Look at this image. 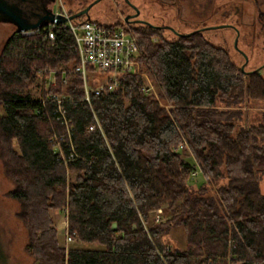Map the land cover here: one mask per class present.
Returning a JSON list of instances; mask_svg holds the SVG:
<instances>
[{
	"label": "trees",
	"instance_id": "1",
	"mask_svg": "<svg viewBox=\"0 0 264 264\" xmlns=\"http://www.w3.org/2000/svg\"><path fill=\"white\" fill-rule=\"evenodd\" d=\"M256 21L264 34V10ZM113 25L135 37L161 104L131 72L87 104L61 26L56 48L11 34L0 51V162L12 184L6 195L20 205L25 251L34 264H264V115L240 123L242 104L264 101L261 73L241 71L199 30L167 39L162 28ZM48 94L70 99L78 158L65 165L50 142L62 133L53 105L40 104ZM92 114L102 133L86 132ZM193 171L202 179L196 190ZM203 184L215 188L205 194ZM63 209L67 248L52 216ZM171 227L182 248L166 241Z\"/></svg>",
	"mask_w": 264,
	"mask_h": 264
},
{
	"label": "rangeland",
	"instance_id": "2",
	"mask_svg": "<svg viewBox=\"0 0 264 264\" xmlns=\"http://www.w3.org/2000/svg\"><path fill=\"white\" fill-rule=\"evenodd\" d=\"M92 1L94 0H54V8L61 6L71 14ZM133 7L138 10V15L134 18L151 25L163 26L162 35L167 39L173 38L174 34L164 26L178 33L203 29L201 30L203 37L210 44L226 49L229 58L239 69L242 66L244 71H252L259 67L257 71L264 78V66H262L264 64V34L256 21L257 12L264 10V0H127V2L99 0L90 7L86 16L87 19L100 24L119 22L132 25L133 23H124L123 17L132 14ZM86 16L78 19H85ZM220 25L226 26L209 29V27ZM14 30L11 24L0 21V51L7 38L14 34ZM139 74L144 81V87L148 88V93L161 104L162 102L156 96V87L148 76L142 69ZM106 76L104 73L98 76V80L102 82ZM88 82L91 84L94 81ZM240 108L242 112L240 123L256 125L261 122L264 115V101L248 100ZM220 183L221 181H218L217 185ZM200 184H202L201 178L193 176L190 179L191 190L198 189L197 186ZM11 187L12 184L4 175L0 162V264H34L32 257L25 251L27 230L16 216L20 205L6 195ZM202 187H205V194H210L215 185L203 184ZM259 190L264 193V178L259 183ZM65 212V209L52 212V216L57 229L58 242L67 248L73 242L71 239L66 240ZM165 237L169 245L183 247L184 239L179 228H169Z\"/></svg>",
	"mask_w": 264,
	"mask_h": 264
},
{
	"label": "built area",
	"instance_id": "3",
	"mask_svg": "<svg viewBox=\"0 0 264 264\" xmlns=\"http://www.w3.org/2000/svg\"><path fill=\"white\" fill-rule=\"evenodd\" d=\"M55 15L67 17L69 14L61 6L52 8ZM58 26L67 30L74 42V52L77 59V66L74 69L81 79L83 100L89 104V95H98L103 91H109L118 84V79L123 73L139 74L140 66L137 60L138 48L135 37L132 33L118 25L100 24L89 19L66 20L63 23L53 21L44 26H39L32 30L14 33L18 37L36 38V42L56 48L55 30ZM87 67L91 69L88 70ZM51 72V71H50ZM107 76L101 82L98 76ZM90 74V76H87ZM93 74V75H92ZM52 75V72L50 73ZM89 80L94 82L89 84ZM53 85V81H49ZM143 92H148L144 87ZM70 99L59 94H48L40 99V104L45 106L47 103L53 105L51 114L54 120L62 127V133L54 135L50 142L53 144L54 152L59 160L65 165L78 158L75 146L71 140L73 126L70 118L66 114L65 104ZM93 124L89 125L86 132L98 131L100 125L92 114ZM196 171L191 172L195 176ZM69 241L70 237L66 236Z\"/></svg>",
	"mask_w": 264,
	"mask_h": 264
},
{
	"label": "water",
	"instance_id": "4",
	"mask_svg": "<svg viewBox=\"0 0 264 264\" xmlns=\"http://www.w3.org/2000/svg\"><path fill=\"white\" fill-rule=\"evenodd\" d=\"M98 1L99 0H94L84 8L69 14L67 17H64L61 15H55L52 12V8L48 4L53 3L54 0H0V21L11 24L15 28L14 33H19L21 31L32 30L39 26H44L53 21H56L57 23H63L66 20H73L84 15L86 16V13L90 7ZM124 1L127 2V0ZM133 9L134 12L132 14L123 17L124 23H140L155 28H163V26L151 25L148 22L142 20L130 21V18H134L138 15V10H136L134 7ZM85 19H87V16ZM225 26L226 25L209 27V29L223 28ZM164 28L170 30L176 36H187L196 31L178 33L168 26H164ZM201 30L203 29H200L199 31ZM245 60L246 58L244 56V62ZM262 66H264V64H262ZM258 69L259 67L249 72H255ZM240 70L243 71L242 66H240Z\"/></svg>",
	"mask_w": 264,
	"mask_h": 264
},
{
	"label": "flooded vegetation",
	"instance_id": "5",
	"mask_svg": "<svg viewBox=\"0 0 264 264\" xmlns=\"http://www.w3.org/2000/svg\"><path fill=\"white\" fill-rule=\"evenodd\" d=\"M51 4V5H50ZM50 4H48L51 8H53L54 7V2L53 3H50ZM131 20H137L136 18H132Z\"/></svg>",
	"mask_w": 264,
	"mask_h": 264
},
{
	"label": "bare ground",
	"instance_id": "6",
	"mask_svg": "<svg viewBox=\"0 0 264 264\" xmlns=\"http://www.w3.org/2000/svg\"><path fill=\"white\" fill-rule=\"evenodd\" d=\"M99 123V122H98Z\"/></svg>",
	"mask_w": 264,
	"mask_h": 264
}]
</instances>
